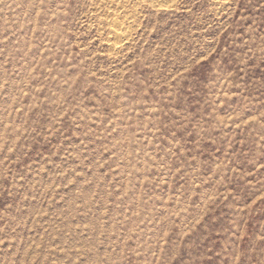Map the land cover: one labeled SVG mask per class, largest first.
Segmentation results:
<instances>
[{
    "label": "rangeland",
    "instance_id": "obj_1",
    "mask_svg": "<svg viewBox=\"0 0 264 264\" xmlns=\"http://www.w3.org/2000/svg\"><path fill=\"white\" fill-rule=\"evenodd\" d=\"M0 264H264V0H0Z\"/></svg>",
    "mask_w": 264,
    "mask_h": 264
},
{
    "label": "bare ground",
    "instance_id": "obj_2",
    "mask_svg": "<svg viewBox=\"0 0 264 264\" xmlns=\"http://www.w3.org/2000/svg\"><path fill=\"white\" fill-rule=\"evenodd\" d=\"M138 1V0H137ZM149 1V0H148ZM222 1V0H221ZM150 2H151V4L153 5V4H155V5H159L160 7L161 6H167V5H169V4H171L172 2H173V0H150ZM145 3V2H144ZM150 4V3H149ZM153 7V6H152ZM155 7V6H154ZM158 7V6H157ZM114 25V24H113ZM116 23H115V28H116ZM120 25V24H119ZM120 28V27H119ZM118 29V28H117ZM112 30H114V29H112ZM115 32H119V31H115ZM109 33V32H108ZM122 34V33H121ZM117 38V37H116ZM118 39V38H117ZM121 40H122V37H121ZM112 41V40H111ZM110 42V41H109ZM117 43V42H116ZM119 45V44H118ZM113 46V45H112ZM114 47H116L115 45H114Z\"/></svg>",
    "mask_w": 264,
    "mask_h": 264
}]
</instances>
